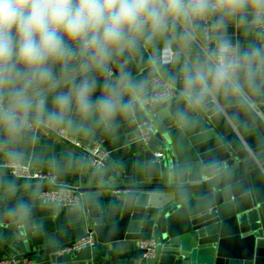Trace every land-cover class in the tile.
Listing matches in <instances>:
<instances>
[{"label": "clouds", "instance_id": "9594fccd", "mask_svg": "<svg viewBox=\"0 0 264 264\" xmlns=\"http://www.w3.org/2000/svg\"><path fill=\"white\" fill-rule=\"evenodd\" d=\"M229 25L257 42L242 48ZM200 36L210 46L184 64L192 101L223 92L244 103L264 91V0H0V135L24 136L36 123L111 127L134 109L126 95L145 87L110 74L117 58Z\"/></svg>", "mask_w": 264, "mask_h": 264}, {"label": "water", "instance_id": "95a60500", "mask_svg": "<svg viewBox=\"0 0 264 264\" xmlns=\"http://www.w3.org/2000/svg\"><path fill=\"white\" fill-rule=\"evenodd\" d=\"M148 95L135 106L155 123L154 138L141 159L107 163L108 180L87 196L90 231L110 254L117 242L156 237V257L132 252L143 264H264V91L244 103L223 92L199 103L186 94L192 109L182 117L145 106ZM108 194L121 216L106 224L92 199Z\"/></svg>", "mask_w": 264, "mask_h": 264}, {"label": "crops", "instance_id": "0c3cea01", "mask_svg": "<svg viewBox=\"0 0 264 264\" xmlns=\"http://www.w3.org/2000/svg\"><path fill=\"white\" fill-rule=\"evenodd\" d=\"M229 28L230 38L242 48L257 42L253 35L242 28L235 25H229ZM203 39L200 36L187 46L174 45L170 39H162L155 46L145 45L140 53L131 58L118 57L122 72H128L133 81L145 85L143 90L130 92L125 99L131 97L135 102L141 100L140 97L150 90V78L160 73L174 82L178 96L156 104L157 109L166 108L179 117L189 115L192 108L186 98L184 64L195 62L203 56L200 46ZM166 46L177 51L175 62L155 65L153 56ZM98 80L102 83L104 77L99 75ZM146 118L147 114L141 113L134 104L131 113L117 117L108 128L94 122H89L88 131L57 127L67 129L83 143L102 140L111 151V163L119 165L126 156L137 155L142 158L143 145L139 141L136 126L138 121ZM0 145L3 148L0 153V259L15 257L18 264H24L25 258L31 259L33 264H143L142 259L132 253L137 249L138 241L117 242L112 254L108 245L98 241L96 246L74 253H57L58 248L73 243L90 231V200L87 196L95 193L93 190L108 180V164L92 166L89 157L69 143L31 131L11 140L0 135ZM10 159L30 162L35 169L52 171L59 183L85 190L80 206L63 207L42 202L37 191L44 184L15 176L3 166V162ZM103 199L107 200L106 204ZM92 202H99L102 206L100 222L109 224L119 220L121 202L115 196L108 194L105 198H94ZM20 205H25L27 211H21Z\"/></svg>", "mask_w": 264, "mask_h": 264}, {"label": "built area", "instance_id": "2783aa9c", "mask_svg": "<svg viewBox=\"0 0 264 264\" xmlns=\"http://www.w3.org/2000/svg\"><path fill=\"white\" fill-rule=\"evenodd\" d=\"M210 42L211 37H204L203 42L200 45L203 52L210 46ZM176 57L177 51L171 46H166L153 56V63L155 65L170 64L175 62ZM121 72L122 66L116 60V62L111 65L110 74L113 77H118ZM149 88L150 90L147 93L149 95L142 100L145 106H154L158 103H165L178 96V91L174 82L160 73H156L150 78ZM154 127L155 123L151 119H143L137 123L136 129L139 134V141L144 148L151 145L154 138ZM31 132L54 137L69 143L76 149L84 152L89 157L92 166L99 167L107 164L111 160V151L104 145L102 140L83 143L67 129L47 123L34 124ZM2 152L3 148L0 145V153ZM154 156L156 160L161 159L163 156V149L161 147L156 149L154 151ZM3 166L8 168L15 176L29 181L35 180L44 184L37 191L39 199L44 203L63 207H77L80 206L83 200L84 193L79 187L59 183L56 174L52 171L35 169L30 162L14 159L4 161ZM97 243L94 233L88 231L73 243L58 248L57 253H74L87 247H94ZM137 244L138 248L144 251V259L154 258L159 253L160 244L156 237L139 240ZM23 263L33 264V261L29 258H25L23 259ZM0 264H18V260L15 257L1 258Z\"/></svg>", "mask_w": 264, "mask_h": 264}]
</instances>
